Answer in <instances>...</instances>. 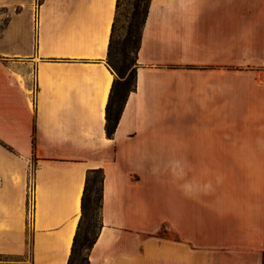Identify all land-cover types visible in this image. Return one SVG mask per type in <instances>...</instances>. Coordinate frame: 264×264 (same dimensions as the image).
Masks as SVG:
<instances>
[{
	"label": "crops",
	"instance_id": "0c3cea01",
	"mask_svg": "<svg viewBox=\"0 0 264 264\" xmlns=\"http://www.w3.org/2000/svg\"><path fill=\"white\" fill-rule=\"evenodd\" d=\"M116 4L0 0V254L68 264L102 169L90 264H263L264 0H152L109 139Z\"/></svg>",
	"mask_w": 264,
	"mask_h": 264
},
{
	"label": "trees",
	"instance_id": "16d2710c",
	"mask_svg": "<svg viewBox=\"0 0 264 264\" xmlns=\"http://www.w3.org/2000/svg\"><path fill=\"white\" fill-rule=\"evenodd\" d=\"M151 1L131 0V11L126 16L124 26L120 28L123 0H117L107 58V64L115 77L106 109L105 130L109 139L114 137L127 100L136 90L138 55ZM120 30L123 31L122 35H119ZM8 150L13 152L12 148ZM104 176L102 169L88 171L81 203V218L68 264H90V253L103 227ZM96 214L98 226L94 222Z\"/></svg>",
	"mask_w": 264,
	"mask_h": 264
},
{
	"label": "rangeland",
	"instance_id": "374dc122",
	"mask_svg": "<svg viewBox=\"0 0 264 264\" xmlns=\"http://www.w3.org/2000/svg\"><path fill=\"white\" fill-rule=\"evenodd\" d=\"M131 11V0H123V7H122V18H121V23H120V28L124 26V22L126 20V16L130 13ZM123 31L120 30L119 35H122ZM225 165L224 169H226V165L230 163H223ZM33 167L31 166V171L27 173V178L30 182L32 180V169ZM30 169V167H29ZM20 177H17V183H19ZM27 197V207H26V212L28 216V224L27 227L30 229L31 228V223H32V215H33V189H32V181L31 184L28 188V193L26 194ZM94 222L98 226V217L97 214L95 216ZM92 237V236H91ZM0 264H33L32 262V242L29 240L27 242V248L24 254L22 255H5V254H0Z\"/></svg>",
	"mask_w": 264,
	"mask_h": 264
}]
</instances>
